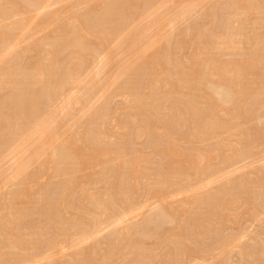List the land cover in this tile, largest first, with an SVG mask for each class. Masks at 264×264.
Segmentation results:
<instances>
[{"label": "rangeland", "instance_id": "obj_1", "mask_svg": "<svg viewBox=\"0 0 264 264\" xmlns=\"http://www.w3.org/2000/svg\"><path fill=\"white\" fill-rule=\"evenodd\" d=\"M0 264H264V0H0Z\"/></svg>", "mask_w": 264, "mask_h": 264}, {"label": "bare ground", "instance_id": "obj_2", "mask_svg": "<svg viewBox=\"0 0 264 264\" xmlns=\"http://www.w3.org/2000/svg\"><path fill=\"white\" fill-rule=\"evenodd\" d=\"M10 1V0H9ZM112 2V1H111ZM154 2V1H153ZM219 2V1H218ZM250 2V1H249ZM30 3V2H29ZM41 3V2H40ZM113 4V3H112ZM250 4H251V2H250ZM152 5V4H151ZM6 6V5H5ZM28 6V5H27ZM16 7V6H15ZM111 7V6H110ZM253 8V7H252ZM22 10V9H21ZM116 10V9H115ZM232 10V9H231ZM245 10V9H244ZM114 11V10H113ZM233 11V10H232ZM119 12V11H118ZM154 13V12H153ZM9 14V13H8ZM109 15V14H108ZM113 15V14H112ZM115 15V14H114ZM242 15V14H241ZM131 16V15H130ZM239 16V15H238ZM133 17V16H132ZM46 22V21H45ZM49 22V21H48ZM113 22V21H112ZM242 22V21H241ZM212 23V22H211ZM130 24V23H129ZM14 25V24H13ZM238 25V24H237ZM21 26V25H20ZM43 26V25H42ZM142 27V26H141ZM231 27V26H230ZM233 27V26H232ZM18 28V27H17ZM210 28V27H209ZM11 29H13V28H11ZM243 29V28H242ZM122 30V29H121ZM134 30V29H133ZM208 30V29H207ZM232 30H234V29H232ZM84 31V30H83ZM106 31V30H105ZM138 31V30H137ZM10 33V32H9ZM231 33V32H230ZM238 33V32H237ZM110 34V33H109ZM233 34V33H232ZM236 34V33H235ZM119 36V35H118ZM232 36V35H231ZM230 36V37H231ZM230 37H228L227 39H229V42H226L225 41V47H227L228 49H234V48H236V43L233 41L234 40V38H233V40L232 39H230ZM237 37V36H236ZM159 40V39H158ZM221 40V39H220ZM245 40V39H244ZM183 42V41H182ZM157 43H158V41H157ZM172 43V42H171ZM247 43V42H246ZM153 45V44H152ZM259 45V44H258ZM135 46V45H134ZM154 46V45H153ZM223 46H224V43H223ZM66 47V46H65ZM92 48V47H91ZM152 48V47H151ZM65 49V48H64ZM245 49V48H244ZM243 49V50H244ZM99 50V49H98ZM155 50V49H154ZM178 50V49H177ZM260 50V49H259ZM9 51V50H8ZM60 51V50H59ZM205 51H207V50H205ZM169 52V51H168ZM236 52V51H235ZM166 53V52H165ZM172 53V52H171ZM172 55V54H171ZM201 55V54H200ZM246 55V54H245ZM255 56V55H254ZM158 57V56H157ZM220 57V56H219ZM151 58V57H150ZM174 58H175V56H174ZM168 59V58H167ZM214 59V58H213ZM263 59V58H262ZM80 60V59H79ZM161 60V59H160ZM155 62H156V59L154 60ZM158 61V60H157ZM162 61V60H161ZM174 63V62H173ZM193 63V62H192ZM249 63V62H248ZM190 64V63H189ZM212 64V63H211ZM251 64V63H250ZM51 65V64H50ZM221 65V64H220ZM36 66V65H35ZM164 66V65H163ZM216 66V65H215ZM214 66V67H215ZM242 66V65H241ZM249 66V65H248ZM239 67V66H238ZM206 68V67H205ZM249 68V67H248ZM247 68V69H248ZM257 68V67H256ZM168 69V68H167ZM156 70V69H155ZM186 70V69H185ZM221 70H222V68L220 69V72H221ZM228 70V69H227ZM231 71V70H230ZM241 71V72H240ZM247 71V70H246ZM245 71V72H246ZM243 72H244V70H243ZM5 73V72H4ZM138 73V72H137ZM198 73V72H197ZM188 74V73H187ZM218 74H219V71H218ZM52 75V74H51ZM135 75V74H134ZM216 75V74H215ZM242 75V70L240 69L239 70V72L237 73V78H239L240 76ZM10 76V75H9ZM197 77V76H196ZM242 77V76H241ZM35 78V77H34ZM185 78V77H184ZM187 79V78H186ZM242 79V78H241ZM129 80V79H128ZM184 80V79H183ZM200 80V79H199ZM53 83H55V82H53ZM150 83V82H149ZM177 83V82H176ZM226 83V82H225ZM255 83V82H254ZM161 84V83H160ZM169 84V83H168ZM194 84V83H193ZM150 85H152V84H150ZM175 85V84H174ZM228 86V85H227ZM42 88V87H41ZM181 91H182V89H181ZM243 93V92H242ZM244 95V94H243ZM230 96V95H229ZM57 98V97H56ZM213 100V99H212ZM241 100V99H240ZM70 101V100H69ZM232 101V100H231ZM38 102H39V100H38ZM206 102H207V100H206ZM230 104V103H229ZM222 105V104H221ZM141 107V106H140ZM37 108V107H36ZM135 109V108H134ZM260 109V108H259ZM100 111V110H99ZM219 113V112H218ZM226 113V112H225ZM31 114V113H30ZM150 114V113H149ZM193 115V114H192ZM251 116V115H250ZM236 117V116H235ZM214 119V118H213ZM148 120V119H147ZM183 120V119H182ZM209 120V119H208ZM213 122V121H212ZM38 124V123H37ZM44 124H46V123H44ZM104 124V123H103ZM23 125V124H22ZM27 125V124H26ZM47 125V124H46ZM203 125V124H202ZM44 126V125H43ZM151 126V125H150ZM236 126V125H235ZM7 128H9V127H7ZM34 128V127H33ZM33 128H31L30 129V131L27 133L28 135L27 136H29V135H31V136H33V134H34V136L35 135H37L38 136V134L39 133H41L42 132V130H43V128L41 127V126H36L34 129ZM226 128V127H225ZM46 130V129H45ZM201 130V129H200ZM44 132V131H43ZM21 134H23L24 135V133H21ZM42 134V133H41ZM49 134V133H48ZM47 134V135H48ZM12 135V134H11ZM26 136V135H25ZM43 136H44V134H42L41 135V137L43 138ZM165 137V136H164ZM197 137V136H196ZM207 137V136H206ZM32 138V137H31ZM28 142H29V140H28ZM31 143V142H30ZM45 143V142H44ZM165 143V142H164ZM46 144V143H45ZM93 145V144H92ZM18 146V145H17ZM108 146V145H107ZM5 147V146H4ZM11 147V146H10ZM16 148V147H15ZM82 150V149H81ZM18 151V150H17ZM114 151V150H113ZM12 153V152H11ZM10 153V154H11ZM92 153V152H91ZM91 153H90V155H91ZM163 153V152H162ZM95 153H92V155H94ZM84 157V156H83ZM88 157H89V155H88ZM165 157V156H164ZM29 159V158H28ZM95 162V161H94ZM148 162V161H147ZM76 165V164H75ZM167 165V164H166ZM20 168V167H19ZM25 168V167H24ZM23 168V169H24ZM116 169V168H115ZM19 170V169H18ZM108 171V170H107ZM119 173V172H118ZM118 177V176H117ZM108 178V177H107ZM128 181V180H127ZM162 183V182H161ZM164 184V183H163ZM163 188V187H162ZM167 188V187H166ZM117 193V192H116ZM135 194V193H134ZM18 197H20V196H18ZM101 198V197H100ZM68 200V199H67ZM72 209V208H71ZM122 209V208H121ZM50 215V214H49ZM121 215V214H120ZM14 216V215H13ZM111 219V218H110ZM112 220V219H111ZM57 221V220H56ZM49 222V221H48ZM7 223V222H6ZM5 223V224H6ZM88 223V222H87ZM94 225V224H93ZM47 226V225H46ZM51 226V225H50ZM62 227V226H61ZM7 228V227H6ZM92 228V227H91ZM85 234V233H84ZM92 235V234H91ZM91 235H90V238H91ZM89 238V237H88ZM13 239V238H12ZM14 240V239H13ZM88 240V239H87ZM14 242V241H13ZM82 242V241H81ZM59 244V243H58ZM57 245V244H56ZM55 246V245H54ZM36 250V249H35ZM55 251V250H54ZM90 253V252H89ZM29 259V258H28ZM43 259V258H42ZM106 262V261H105Z\"/></svg>", "mask_w": 264, "mask_h": 264}]
</instances>
